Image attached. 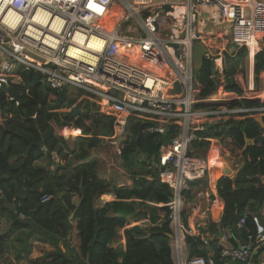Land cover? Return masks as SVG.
Masks as SVG:
<instances>
[{"label":"built area","instance_id":"1","mask_svg":"<svg viewBox=\"0 0 264 264\" xmlns=\"http://www.w3.org/2000/svg\"><path fill=\"white\" fill-rule=\"evenodd\" d=\"M159 14L170 19L163 34L155 24ZM263 28L264 0H0V89L21 68L34 71L39 83L57 92L83 91L98 101L100 115L112 118L113 141L123 138L130 117L154 119L162 124L151 129L158 134L173 127L175 136L160 147L157 159L158 181L170 191L169 201L160 206L169 211L172 264H254V249L264 243L261 216L243 212L236 227L245 228L251 219L253 230L236 248L221 246L228 241L222 231L214 246L217 259L188 256V238L200 234L185 226L182 216L185 191L209 177L216 167L215 155L209 154L222 141L198 134L234 117L264 116V68L258 90L254 75L246 85L250 97L245 88L239 95L226 87L227 62L245 49L252 66L262 50ZM196 44L204 49L203 61L212 65L214 90L204 99L193 85ZM242 100L261 105L232 106ZM195 141L208 142L207 157L192 153ZM222 203L215 195L210 205L218 212ZM212 240L209 234L200 239L208 248Z\"/></svg>","mask_w":264,"mask_h":264},{"label":"trees","instance_id":"2","mask_svg":"<svg viewBox=\"0 0 264 264\" xmlns=\"http://www.w3.org/2000/svg\"><path fill=\"white\" fill-rule=\"evenodd\" d=\"M155 24L163 34L170 19L159 14ZM246 55V50L241 49L229 61V91L242 94L231 78ZM263 68L264 47L254 57L256 81ZM211 73L212 65L206 61L194 70L193 85L201 99L214 90ZM75 92L52 90L39 83L34 71L21 68L15 69L8 86L0 89V257L14 234L28 231V235L35 234L57 247L53 254L30 264H172V239L166 236L170 233L169 211L158 207L169 201L170 191L158 181L157 159L160 147L175 136L173 127L167 126L163 134H158L151 129L162 124L139 121L140 116L128 118L120 157L122 167L131 174L132 185L118 188L99 177L97 160L87 159L90 149L97 148L103 137L112 136L113 120L98 113L97 100H82L83 94ZM259 105V101L248 100L232 104L245 108ZM71 126L90 136L80 138L74 149L63 138L65 128ZM261 134L262 129L249 116L222 121L198 134L205 139L228 137L241 151L242 166L234 178L222 177L216 183L217 195L224 203L220 226L228 236L221 246L228 249L243 245L253 230L251 219L245 228L236 227L245 210L264 220V144L243 149L244 137L254 139ZM208 146L205 141L192 143L194 149L207 150ZM73 153L79 163L72 167V174H67L53 156L66 161ZM41 159L48 161V168L35 165ZM198 185L208 187L207 179L189 185L196 188L185 191L187 206L193 204V192ZM105 194L115 200L96 206V200ZM43 196L51 198L41 203ZM129 220H147L148 224L124 229V248H114L112 242L118 231L129 225ZM187 246L190 257H205L211 250L217 259L215 244L207 249L198 239L188 238ZM263 252L259 250L254 258Z\"/></svg>","mask_w":264,"mask_h":264},{"label":"crops","instance_id":"3","mask_svg":"<svg viewBox=\"0 0 264 264\" xmlns=\"http://www.w3.org/2000/svg\"><path fill=\"white\" fill-rule=\"evenodd\" d=\"M260 33L264 34V28L261 29ZM248 65L252 69V75H254V72H253L254 62L252 63V66H251V63L248 60ZM234 75H233L234 77L232 76V78H231L232 82L234 84H236L235 81H234V79H235L237 81L236 86L238 88H240V90L242 91V87L241 86H243V82H244V81H242V74L241 73H237V74H234ZM239 75H241V76H239ZM249 81H250V79H249ZM236 94H238V93H236ZM242 94H244V92H242ZM214 127L215 126H213V128ZM67 128H73L74 129L75 136H77V139H76L77 141H79V139L82 138V137L83 138L90 137L89 135L81 134V130L76 129L75 127H72V126L71 127H66L65 130ZM64 133H65V131H64ZM124 137L125 136H123V138L121 140H119V141H121L120 145H119V148L122 147L121 143L124 140ZM222 138H226V140H228L229 143L231 142V140L228 137H222ZM222 138H219V139L217 138V139H213V140L219 141V140H222ZM103 139H104V137H103ZM102 141H101V143H102ZM67 144H68V141H67ZM218 145L220 146V144H218ZM99 146L100 145H98V147ZM69 148H70V146H69ZM208 148H207L206 151L209 150V152H210V146H208ZM71 149H74V148H71ZM94 150H96V148L90 149V151H89L90 156L87 159H88V161H90V160H97L98 161L97 174L99 175L98 168L101 166L100 165L101 161L99 160L98 157L93 156L92 151H94ZM192 150H200V151H202L201 149H194V148H192ZM75 152L77 153V151H75ZM76 153L69 154V156L66 159V161L60 160V159H58V161H56V160H54V161L56 163L60 162L59 165L61 167H63V168L65 167V172L67 174H72L71 173L72 167H75L79 163V161L76 160V156H77ZM53 158H57V157L53 156ZM214 159H215V162H216V163L215 162L214 163L217 166V168L218 167L222 168V171L221 170H216L215 172L221 174L222 177L234 178V176L236 175V173L238 172V170L242 166V160H241V166H239V168L237 170L230 169V175L225 176L222 173L226 169H229L228 167L224 166V165H227V164L225 162H223V161H220L219 158L217 157V155H215ZM47 164H48V161H47ZM47 164H45V159H41V160H39V161H37L35 163V165L37 167H42V168L43 167L44 168H48ZM121 167H122V161H121ZM120 169H122L121 173L123 175V177H122L123 182H121L119 184L118 183H114L110 179H106V178L104 179L100 175H99V177L104 179L107 182H110V183L116 185L118 188L130 187L132 185L131 174L128 173L123 167L120 168ZM212 171H211V174L210 173L209 174H210V178L214 179L215 177H214V175H212L213 174ZM147 178L150 179V177H148V176H147ZM218 180L219 179H216L214 184H208V187H206V188H203L200 185H198V189L196 190V192H193V204L190 205V206H187V204H186L185 212H184V214L182 216L183 223H185V226H188L189 228L195 229L200 234V236H198L196 238H193V239H198L201 245H202V243H201L200 239H202V237L205 236V234H209L210 235L211 239H213L212 240L213 242L211 241L210 244L214 245V244H216V242L219 243L218 241H219V237H220V234L222 233V231L227 233L225 231V229H223L220 226L221 218L223 216L224 203H222L221 207L220 206L217 207V209L219 210L218 212H214V209H212V207L210 205L213 197L215 195H217L216 194L217 193L216 192V183H217ZM195 188L196 187L194 186L193 189L189 188L186 191H189L191 189L194 190ZM114 200H115V198L112 195H106V194L105 195H101L96 200L95 205L96 206H100L103 203L113 202ZM158 207H161V206L158 205ZM263 212H264V208H263ZM147 224H148L147 220H144V221H142L140 223H134V222H132V220H129V225H126L125 228L119 230L118 233H117L116 239L118 237H120V245L122 246V248H124L123 245L125 243L124 235H123L124 229L133 227L135 225L147 226ZM211 226L214 227L213 231L210 230ZM116 239L112 242V246L114 248H119L120 247V246H118L119 244L115 245L116 244ZM59 247L61 248V250H63V246L61 244H59ZM203 247H207V246H203ZM56 249H57V247H56L55 243L51 244L49 242H45V241H43L42 238H40L39 236H37L35 234L28 235V231L18 232L16 234H14L12 236L11 240L8 242V245H7L5 253L0 257V264H30V263L39 262L44 257H46L47 255L53 254ZM207 249H209V248L207 247ZM259 250H260L259 248L254 249L253 254L256 255V253H258ZM212 253L213 252L210 250L206 254V256H213ZM188 256H189V252H188ZM252 262L254 264H260L261 262H264V252L261 255H259L258 257H256V258H254V255H253Z\"/></svg>","mask_w":264,"mask_h":264},{"label":"rangeland","instance_id":"4","mask_svg":"<svg viewBox=\"0 0 264 264\" xmlns=\"http://www.w3.org/2000/svg\"><path fill=\"white\" fill-rule=\"evenodd\" d=\"M229 65V61L227 62V66ZM239 73L242 74V81L243 82V86H241L243 89L245 88V96L250 97L251 95L248 94L247 92V87L246 84L249 82V79L252 78V69L250 70L249 65H248V59L245 58L242 60V62L238 63L237 69H236ZM254 79V77H253ZM254 84H255V90H258L260 87V83L259 80L257 82H255L254 80ZM69 91H76L75 94L77 92H80L83 94L82 100L87 101L88 99H91L88 95H86L85 92L80 91L78 89L75 88H71L68 87L67 88ZM81 101V98H79L78 102ZM83 102L84 104L86 102ZM89 101V100H88ZM139 121H143V122H154V119L150 118V117H146V116H140L138 118ZM155 127V125L153 126ZM63 138H65V140L68 141V145L70 146V148H76L77 144L79 143L76 139L77 136H75L74 133V129L73 128H67L65 130V133L63 134ZM110 137H104V139H102V143L100 144L99 147L96 148V150L92 151L93 156H96L99 158V160L101 161L100 163V167L98 168V172L99 175L101 177H103L104 179H110L112 180L114 183H121L123 182L122 180V173L120 168L121 167V158L119 157V155H117V149L119 148L120 142L119 140H110ZM192 153L198 157H202L205 158L207 157L209 150H192ZM217 155V157L219 158L220 161H223L227 164V166L230 169L233 170H237L239 168V166H241V151L236 148L235 146H233L232 142L229 143L228 140H226V138H222V141L219 145H215L213 147L212 152H210L209 155L211 154ZM56 159V158H55ZM45 164H47V161L45 160ZM48 165V164H47ZM238 166V167H237ZM222 168H217L214 167L212 169H210V174L212 171V175H214V179L210 178V174L209 177H207V181L208 184H214L216 179L222 177L221 174L215 172L216 170H221ZM222 171V170H221ZM119 244V245H118ZM118 246L120 245V237H118L116 239V244ZM116 247V246H115ZM122 247V246H121Z\"/></svg>","mask_w":264,"mask_h":264},{"label":"water","instance_id":"5","mask_svg":"<svg viewBox=\"0 0 264 264\" xmlns=\"http://www.w3.org/2000/svg\"><path fill=\"white\" fill-rule=\"evenodd\" d=\"M261 45V47H264L262 41H260L259 43ZM203 53H204V49L201 45L196 44L193 48V67L194 70H198L202 63H203ZM176 91H179V87L176 85ZM254 121L260 126V128L262 129V134L254 139H249L247 137H244V147L243 149H245L248 145L251 144H257V143H263L264 144V122H263V118L261 116H257L254 118ZM155 163V156L152 157V164L154 165ZM225 176L230 175V170L226 169L225 171H223V173ZM221 178V177H220ZM218 178V179H220ZM166 236L168 238L171 239V235L170 234H166ZM260 250H264V243L260 246L259 248Z\"/></svg>","mask_w":264,"mask_h":264},{"label":"bare ground","instance_id":"6","mask_svg":"<svg viewBox=\"0 0 264 264\" xmlns=\"http://www.w3.org/2000/svg\"><path fill=\"white\" fill-rule=\"evenodd\" d=\"M251 54H253V52H252ZM249 68H250V70H251V67H249Z\"/></svg>","mask_w":264,"mask_h":264},{"label":"clouds","instance_id":"7","mask_svg":"<svg viewBox=\"0 0 264 264\" xmlns=\"http://www.w3.org/2000/svg\"><path fill=\"white\" fill-rule=\"evenodd\" d=\"M255 118V117H254Z\"/></svg>","mask_w":264,"mask_h":264}]
</instances>
